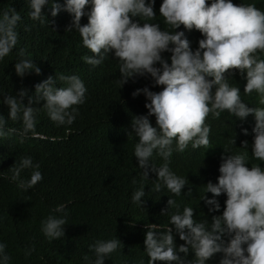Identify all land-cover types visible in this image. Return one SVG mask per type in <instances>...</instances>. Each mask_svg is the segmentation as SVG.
Wrapping results in <instances>:
<instances>
[{"label":"clouds","instance_id":"9594fccd","mask_svg":"<svg viewBox=\"0 0 264 264\" xmlns=\"http://www.w3.org/2000/svg\"><path fill=\"white\" fill-rule=\"evenodd\" d=\"M29 18L55 24L44 12L49 8L53 18L63 10L72 21L66 31L78 32L82 44L93 54L85 56V63L99 66L114 54L119 61L121 78L117 81L122 87L130 79L151 77L152 86H162L155 92L149 87L137 89L133 97L143 93L146 97V115H134L131 121L132 132L138 137L134 156L137 158L142 180L149 179V173L157 176L152 192L167 189L172 195L167 208L161 215L175 209L170 216V227L160 230L157 224L145 225L144 249L149 258L148 264L157 261L165 264H207L217 254H222L220 264H264V11L255 3H234L233 0H162L159 17L166 27L161 28L155 11L156 0H27ZM91 10L86 12V7ZM87 15L88 23L82 25ZM138 18V19H137ZM22 20L15 8L0 13V62L14 50L15 73L21 79L33 71L40 75L41 68L29 58L25 48L17 50L19 33L17 27ZM143 22V23H141ZM199 31L203 38L194 51L184 30ZM55 29V28H54ZM56 30V29H55ZM25 31H31L26 26ZM163 53H170L168 59ZM239 71L246 79L243 93L257 96L258 106L250 107L241 98L240 87L229 83V78ZM57 81L60 82L57 86ZM121 87V88H122ZM215 89V90H214ZM214 90V91H213ZM87 87L77 75L49 76L35 85V95H28L21 88L15 95L4 94L0 87V103L9 108L8 119L0 114V140L18 135L23 141L36 132L37 114L42 107L49 119L57 126L72 125L79 114V106L86 103ZM44 101L42 106H37ZM227 112L239 121L254 117L252 158L260 163L248 167L247 152L232 153L225 150L221 157L218 183L209 181L203 201L209 212H217L221 205L216 197L226 195L222 215H213L209 221H197L195 210L180 204L173 197L184 192L188 181L178 176L170 168L173 152L183 153L189 146L192 149L209 148L211 125L209 116L219 119ZM156 119L154 127L150 117ZM21 121L22 128L8 127V121ZM248 135V129H243ZM235 143V141H234ZM247 140L242 147H248ZM175 146V147H174ZM210 149V148H209ZM228 153H231L228 155ZM163 160L157 166L153 157ZM40 165L33 159L21 157L10 168L11 180L17 187L28 191L43 180ZM32 169L30 179H22L21 172ZM136 183V180H133ZM187 195L192 194L189 187ZM145 186L132 194V203L144 207ZM65 204L57 205L53 213H64ZM67 217L49 215L41 222V231L49 241L65 237ZM184 243L177 246L176 237ZM117 239L97 240L89 245L95 259L83 257L87 264H105V260L121 247ZM7 244L0 242V264H10L12 257L7 252ZM35 251L25 249V258ZM183 254V255H181ZM189 254L192 258L189 259Z\"/></svg>","mask_w":264,"mask_h":264},{"label":"trees","instance_id":"16d2710c","mask_svg":"<svg viewBox=\"0 0 264 264\" xmlns=\"http://www.w3.org/2000/svg\"><path fill=\"white\" fill-rule=\"evenodd\" d=\"M63 5L65 0H59ZM234 3H255L264 11V0H233ZM162 0H156L155 11L157 21L165 25L159 17ZM211 3V0H209ZM15 8L22 17L17 27L19 48L27 49L29 58L42 70L37 75L34 71L23 79L15 73L16 52L0 62V87L4 94L15 95L20 89L26 88L28 95L24 98L27 105L28 97L35 95V85L46 80L63 75H77L87 87L86 103L79 106V114L72 125L57 126L52 122L46 110L42 107L37 114L36 132L38 136L28 137L21 141L18 135L0 140V242L7 244V252L12 257L10 264H87L83 257L88 255L95 259L89 245L97 240L119 238L122 241L120 249L105 260V264H148V256L144 249L145 225L157 224L160 230L170 227V216L175 209L161 215L167 208V201L172 195L163 189L159 193L152 192L157 176L149 173V179L142 180L137 158L134 156L138 137L132 132L131 121L134 115H146V97L141 93L133 97L137 89L149 87L159 92L162 86L153 87L151 77L130 79L123 87L117 83L121 74L119 61L114 54H109L103 63L93 67L85 63L84 57L93 55L82 44L78 32L66 31L72 17L66 11H61L53 18L49 8L44 9L49 20L55 24L45 23L29 18L27 0H0V13ZM91 5L86 7V12ZM138 19V18H137ZM85 15L81 24H87ZM143 23V22H141ZM31 26V31H25ZM56 30H55V29ZM179 30L186 32L195 51L199 39L203 38L196 30L188 32L181 26ZM170 60V53H163ZM264 58V56H262ZM57 86L60 82L57 81ZM229 83L240 87L241 98L250 107L258 106L257 96H247L243 93L246 79L237 70L229 78ZM122 87V88H121ZM215 90V89H214ZM213 90V91H214ZM3 97H0L2 100ZM44 101H41L42 106ZM9 108L0 103V114L8 119ZM152 125L156 126L154 116L150 117ZM211 125L209 148L192 149L189 146L183 153L174 151L170 168L178 176L188 181L184 192L179 197H173L180 204L195 210V219L209 221L213 215H222L226 195L216 197L221 208L217 212H209V206L203 201L206 194V184L211 181L218 183L221 157L225 150L232 153L247 152L249 168L251 164L260 163L252 158L251 143L253 141L254 117L247 121H239L227 112L219 119L209 116ZM8 127L21 129V121H8ZM248 129V135L243 129ZM247 140L248 147H242ZM235 141V143H234ZM175 147V146H174ZM231 153H228L230 155ZM31 157L33 163L40 165L39 171L43 180L27 192L18 188L11 180L10 168L21 157ZM157 166L163 160L153 157ZM32 169L21 172L22 179H30ZM136 180V183H133ZM141 183L145 186L146 201L144 207L132 203V194L139 189ZM192 188V194L187 195ZM60 204L66 205L64 213H53ZM67 217L65 237L49 241L41 231V222L49 215ZM177 246L184 243L175 234ZM34 247L35 251L25 258V249ZM183 255V254H181ZM222 254H217L207 264H220ZM192 254H189V259ZM156 264H165L157 261Z\"/></svg>","mask_w":264,"mask_h":264}]
</instances>
